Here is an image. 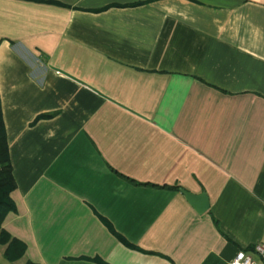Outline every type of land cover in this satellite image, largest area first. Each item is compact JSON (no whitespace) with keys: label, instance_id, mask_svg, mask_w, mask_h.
Here are the masks:
<instances>
[{"label":"crops","instance_id":"0c3cea01","mask_svg":"<svg viewBox=\"0 0 264 264\" xmlns=\"http://www.w3.org/2000/svg\"><path fill=\"white\" fill-rule=\"evenodd\" d=\"M0 104V264L258 259L264 0H0Z\"/></svg>","mask_w":264,"mask_h":264},{"label":"trees","instance_id":"16d2710c","mask_svg":"<svg viewBox=\"0 0 264 264\" xmlns=\"http://www.w3.org/2000/svg\"><path fill=\"white\" fill-rule=\"evenodd\" d=\"M16 183L12 174V166L8 152L6 132L2 119L0 104V244L5 245L4 256L8 261H16L24 256L26 244L18 238L12 237L4 228L2 223L6 215L16 210L11 193ZM173 188H176L175 186ZM25 264H37L26 261Z\"/></svg>","mask_w":264,"mask_h":264},{"label":"built area","instance_id":"2783aa9c","mask_svg":"<svg viewBox=\"0 0 264 264\" xmlns=\"http://www.w3.org/2000/svg\"><path fill=\"white\" fill-rule=\"evenodd\" d=\"M251 252L257 256L255 259L251 253L245 250H239L231 259L230 264H264V243H256L252 245Z\"/></svg>","mask_w":264,"mask_h":264},{"label":"water","instance_id":"95a60500","mask_svg":"<svg viewBox=\"0 0 264 264\" xmlns=\"http://www.w3.org/2000/svg\"><path fill=\"white\" fill-rule=\"evenodd\" d=\"M180 191L196 212L203 213L208 209L209 199L205 192L194 194L184 189H181Z\"/></svg>","mask_w":264,"mask_h":264}]
</instances>
